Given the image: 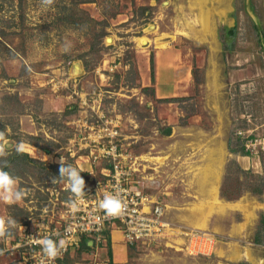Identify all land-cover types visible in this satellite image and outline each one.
<instances>
[{
    "label": "rangeland",
    "instance_id": "rangeland-1",
    "mask_svg": "<svg viewBox=\"0 0 264 264\" xmlns=\"http://www.w3.org/2000/svg\"><path fill=\"white\" fill-rule=\"evenodd\" d=\"M197 4L0 0L4 170L26 193L0 201V218L16 221L3 261L23 264L21 231L55 226L73 200L60 159L86 186L89 127L114 124L146 193L166 205L176 245L121 238L118 261L113 234L111 262L108 244L84 238L62 264H264V0H204L205 30ZM191 207L207 210L200 237L211 251L192 248L194 229L180 218Z\"/></svg>",
    "mask_w": 264,
    "mask_h": 264
},
{
    "label": "built area",
    "instance_id": "built-area-1",
    "mask_svg": "<svg viewBox=\"0 0 264 264\" xmlns=\"http://www.w3.org/2000/svg\"><path fill=\"white\" fill-rule=\"evenodd\" d=\"M89 128L92 131L88 143L90 152L82 158L88 168L79 165L90 180L85 186V193L81 199L75 200V210L71 202L67 205L61 221L55 226H46L45 223L36 224L37 228L28 229L25 226L16 246V249H22L23 264H62L65 255L79 248L84 238H95L107 244L106 233L112 237L114 232L121 234L126 245H176L172 244L175 238L174 226L168 221L166 205L161 199L146 193L137 176L138 158L129 152L123 153L119 126L107 124L99 127V131L95 127ZM95 174H99L95 178L97 180H94ZM105 194L118 196L124 203L125 211L121 216L107 217L100 209L99 204ZM201 234L207 233H189L190 243ZM32 237H49L57 242L63 239L66 250H62L55 261H50L42 255L40 246L34 243Z\"/></svg>",
    "mask_w": 264,
    "mask_h": 264
},
{
    "label": "clouds",
    "instance_id": "clouds-1",
    "mask_svg": "<svg viewBox=\"0 0 264 264\" xmlns=\"http://www.w3.org/2000/svg\"><path fill=\"white\" fill-rule=\"evenodd\" d=\"M54 3V0H41V4L45 7H49ZM16 151L19 153L22 151V145L18 144ZM7 151V145L5 141V134L0 131V201L7 204H14L23 199L25 192L18 189L17 178L12 176L4 168L8 167L7 157L9 156ZM59 167V179L66 180L74 200L71 201L73 209L75 210V200L81 199L85 193V181L81 177L80 172L71 165H65L63 158L58 162ZM52 182H56V178L52 179ZM107 217H119L125 211L124 203L111 194H105L102 201L99 204ZM16 221L9 218L7 221L0 218V239L10 236L11 229L15 226ZM34 243L38 244L41 248L42 255L50 261H55L61 254L62 250H66V242L61 239L58 242L49 237L37 239L32 237Z\"/></svg>",
    "mask_w": 264,
    "mask_h": 264
},
{
    "label": "bare ground",
    "instance_id": "bare-ground-1",
    "mask_svg": "<svg viewBox=\"0 0 264 264\" xmlns=\"http://www.w3.org/2000/svg\"><path fill=\"white\" fill-rule=\"evenodd\" d=\"M196 1L198 2V4L195 6L200 10V14L203 17L205 16V18H203V21H202V22H205V24H204V27H205L204 30H205L208 27V23L206 22V20L208 18L210 9L204 5V0H196ZM197 37H199V36L197 35ZM166 44H167V42H164V41H162V43H161L162 46H166ZM210 171L211 172L213 171L211 168V165H210V167L209 166L206 167V169L204 170V176L202 177V180H206V178L210 174ZM211 185H212L210 187L211 192L213 195H215L217 197L218 196L217 182L215 181V183H213ZM205 210H206L205 208H201V207H191V208L187 209V211L183 212L184 214L181 215L180 218H181V220L186 222L188 225L192 226V228L194 229L193 232L194 231H201L204 233V232H207V230H208V222H209V216L206 215L207 210L206 211ZM208 214H209V212H208ZM193 244H194V246H192V248L196 252H208V251H211L213 249L212 241L210 242L209 238H206L203 236L202 237L199 236L196 239H194ZM190 250H192V249H190ZM214 250H217V249L214 248Z\"/></svg>",
    "mask_w": 264,
    "mask_h": 264
},
{
    "label": "crops",
    "instance_id": "crops-1",
    "mask_svg": "<svg viewBox=\"0 0 264 264\" xmlns=\"http://www.w3.org/2000/svg\"><path fill=\"white\" fill-rule=\"evenodd\" d=\"M114 237L116 240V243L114 244V253H115V259L118 261H121L125 257L126 248L125 244L121 243V234L118 232H114ZM12 237H6L2 238L3 240H0V264H13L11 261H3L4 258H7V255L11 257L10 254L6 253V250H8V247L10 245H14L17 241ZM123 239V238H122ZM7 254V255H6Z\"/></svg>",
    "mask_w": 264,
    "mask_h": 264
},
{
    "label": "trees",
    "instance_id": "trees-1",
    "mask_svg": "<svg viewBox=\"0 0 264 264\" xmlns=\"http://www.w3.org/2000/svg\"><path fill=\"white\" fill-rule=\"evenodd\" d=\"M90 1V0H89ZM154 67V62L152 61V68ZM107 237H108V240H107V244H108V254H109V257H110V261L112 262V246H111V238L110 236L108 235V233H106Z\"/></svg>",
    "mask_w": 264,
    "mask_h": 264
}]
</instances>
